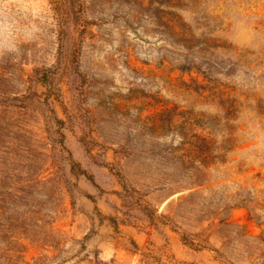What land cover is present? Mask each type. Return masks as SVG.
Instances as JSON below:
<instances>
[{
  "label": "rangeland",
  "instance_id": "1",
  "mask_svg": "<svg viewBox=\"0 0 264 264\" xmlns=\"http://www.w3.org/2000/svg\"><path fill=\"white\" fill-rule=\"evenodd\" d=\"M0 124V264H264V0H0Z\"/></svg>",
  "mask_w": 264,
  "mask_h": 264
},
{
  "label": "trees",
  "instance_id": "2",
  "mask_svg": "<svg viewBox=\"0 0 264 264\" xmlns=\"http://www.w3.org/2000/svg\"><path fill=\"white\" fill-rule=\"evenodd\" d=\"M186 70H189L187 68ZM7 128L0 124V209L7 208H39L37 198H49L50 202L58 200L56 197V182L54 178L42 177V159L39 153L29 148L26 142L20 143L14 139ZM16 141V142H15ZM22 168L24 176H19ZM71 170H74L72 164ZM144 210L151 215L146 208ZM31 213H35L32 211ZM8 219L9 217H5ZM30 218H34L30 215ZM182 240L193 246L194 244L182 236Z\"/></svg>",
  "mask_w": 264,
  "mask_h": 264
},
{
  "label": "clouds",
  "instance_id": "3",
  "mask_svg": "<svg viewBox=\"0 0 264 264\" xmlns=\"http://www.w3.org/2000/svg\"><path fill=\"white\" fill-rule=\"evenodd\" d=\"M258 149L259 151L264 152V134H261L260 136V140L258 143Z\"/></svg>",
  "mask_w": 264,
  "mask_h": 264
}]
</instances>
